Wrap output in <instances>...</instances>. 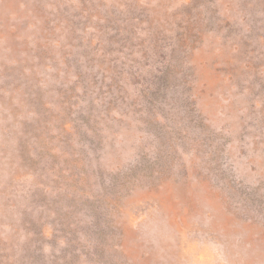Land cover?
Here are the masks:
<instances>
[{
    "label": "rangeland",
    "instance_id": "1",
    "mask_svg": "<svg viewBox=\"0 0 264 264\" xmlns=\"http://www.w3.org/2000/svg\"><path fill=\"white\" fill-rule=\"evenodd\" d=\"M0 264H264V0H0Z\"/></svg>",
    "mask_w": 264,
    "mask_h": 264
},
{
    "label": "bare ground",
    "instance_id": "2",
    "mask_svg": "<svg viewBox=\"0 0 264 264\" xmlns=\"http://www.w3.org/2000/svg\"><path fill=\"white\" fill-rule=\"evenodd\" d=\"M154 246V245H153ZM140 252V251H139ZM211 255V254H210ZM203 257V256H202ZM205 257V256H204ZM212 262H213V260H212Z\"/></svg>",
    "mask_w": 264,
    "mask_h": 264
}]
</instances>
